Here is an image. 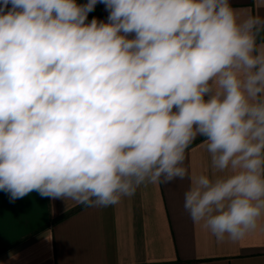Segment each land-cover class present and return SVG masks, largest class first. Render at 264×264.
<instances>
[{
	"label": "clouds",
	"instance_id": "9594fccd",
	"mask_svg": "<svg viewBox=\"0 0 264 264\" xmlns=\"http://www.w3.org/2000/svg\"><path fill=\"white\" fill-rule=\"evenodd\" d=\"M104 4L107 21L88 15ZM231 0H0V190L106 207L189 180L217 241L264 222V16ZM211 174L190 173L197 139ZM10 253V259H17Z\"/></svg>",
	"mask_w": 264,
	"mask_h": 264
},
{
	"label": "crops",
	"instance_id": "0c3cea01",
	"mask_svg": "<svg viewBox=\"0 0 264 264\" xmlns=\"http://www.w3.org/2000/svg\"><path fill=\"white\" fill-rule=\"evenodd\" d=\"M231 3L257 11L256 0ZM259 12L264 16V7ZM108 14L98 3L88 21H107ZM185 166L190 173L211 174L202 137L186 151ZM188 188L187 178L149 183L106 207L37 192L12 202L0 190V264H264V222L238 241H217L184 209Z\"/></svg>",
	"mask_w": 264,
	"mask_h": 264
}]
</instances>
